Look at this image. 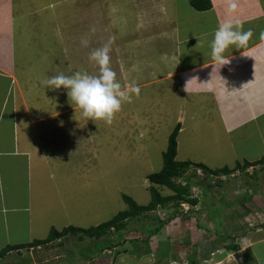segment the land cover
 Returning <instances> with one entry per match:
<instances>
[{
  "label": "rangeland",
  "instance_id": "374dc122",
  "mask_svg": "<svg viewBox=\"0 0 264 264\" xmlns=\"http://www.w3.org/2000/svg\"><path fill=\"white\" fill-rule=\"evenodd\" d=\"M125 2L17 1L16 75L20 81L28 79L31 84L38 86L35 94L42 100L38 107L41 117L34 124L40 127L37 130L43 139L41 146L49 149L45 153L54 150V157H50L53 161L48 163L49 169L42 177V185L46 188L45 199L54 206L45 207L46 223L43 225V221L39 223V214L43 210L37 209L30 231L25 228V221L19 226H4L0 222V251L7 246L44 240L52 228L62 231L69 226L83 229L97 227L128 209L124 196L132 198L140 206H146L151 201L152 188H156L163 196L174 195L171 190L150 183L148 177L162 169L163 153L177 124L184 127L178 142V161L197 164L204 159L213 165L207 167L213 171L223 169L218 167L224 163L225 166H230L229 163L232 165L233 160L218 150L212 134L214 131L207 133L205 130L209 126L221 127L217 117H213L203 107L209 105L211 109V101H202L197 117L193 118L195 103L192 101L197 98L176 93L180 91L176 80L157 84L148 74V66L143 64L149 54L146 48L143 49L147 43L139 39L142 33L135 35L136 30L144 29V23H131L127 13L132 7L126 8ZM105 45L110 47V67L116 72L122 90L130 96L129 100L123 102L111 124L84 118L81 110L69 102L66 89L53 90L42 86L43 80L59 74L68 76L79 71L98 75L100 68L89 57L92 51ZM128 45L134 48H127L130 47ZM3 81L0 79V97L4 99L8 95L7 114L4 116L2 110L0 117L11 119L12 108L17 100L12 99L16 88L10 84L4 86ZM175 85L179 86L174 88ZM136 87L140 89L139 94L134 91ZM17 112L24 114L25 111L18 109ZM4 125L9 126L3 123L0 131L4 130ZM12 128L13 123L10 129L6 128L10 132V142L14 137ZM32 130L31 135L34 134ZM198 130L201 131L192 142L195 137L193 132ZM3 133L0 132V136ZM29 138L32 137L29 135ZM2 145L4 141L0 138V148ZM12 162L11 170L13 167L18 169L12 170V174L20 179L16 180L17 187H26L20 165L14 159ZM263 165L259 169L264 173ZM253 166L257 165L250 164L236 170V166L227 167L232 170L230 173L219 174L220 177H228L226 182L211 179V175L202 172L199 166L192 167L187 175L192 174L194 181L202 180L213 188L211 191L200 190L199 211L195 209L186 221L178 219L167 222L160 231L155 232L159 220L154 218L165 217L167 220L171 212L165 213V216L156 211L154 214L144 213L129 220L125 230L117 232L112 229L110 238L80 240L77 236L69 235L46 246L12 251L0 260V264H26L28 261L27 264H111L115 256L117 259L123 258L120 264H172L174 254L179 255L182 261L198 255L200 264H264V245L250 250L247 240L254 233L253 229L256 231L263 227V214L258 215L257 210H254L256 214L252 219L243 218L240 221L235 213L236 208L247 198V202L253 198V203H256V199L259 201L264 197V181L260 179L264 175L261 171L257 173L259 169L253 172ZM7 170L5 165L0 172V185L3 187L9 174ZM239 176L243 178L237 185L229 180L238 179ZM246 178H253L257 190L247 188ZM19 190L22 194L25 189ZM185 207L188 211L190 205L184 204V210ZM237 229L249 232L246 238L244 234L237 236L239 253L224 249L225 245L233 242L231 237L237 234ZM214 235L222 236L225 242L213 247L207 239L212 237L215 240ZM111 244L118 248L105 250ZM101 251L103 253H99ZM117 253L120 254L117 256ZM87 254L92 259L85 260ZM215 254L224 257L214 262Z\"/></svg>",
  "mask_w": 264,
  "mask_h": 264
},
{
  "label": "crops",
  "instance_id": "0c3cea01",
  "mask_svg": "<svg viewBox=\"0 0 264 264\" xmlns=\"http://www.w3.org/2000/svg\"><path fill=\"white\" fill-rule=\"evenodd\" d=\"M17 1L0 0V79L4 80V86L15 85V96L12 99H17L12 108L11 119H7V116L3 119L0 117V130L3 123L9 124L8 127L3 126L4 133L0 136L4 141V145L0 148V172L6 165L9 173L5 178V187L0 185V222L4 226L10 224L19 226L25 221V228L30 231L37 209L43 210L42 214H39V223L43 221V225L46 223L47 206L50 208L54 206L53 203L50 204V200L45 199L46 188L42 185V177L49 169L48 163L54 150L45 153L49 149L46 150L41 146L43 139L40 131L37 130L40 127L35 122L41 117L38 107L42 101L35 94L37 84H31L28 79L20 81L16 75ZM125 1L126 8L131 6L130 11L133 10L127 13L131 23H144V29L136 30L135 35L142 33L143 36L139 35V39H144L147 43L143 49L146 48V53L149 54L143 64L149 67H147L148 74L157 84L176 80L180 85V91L177 90L176 93L197 98L192 101L195 103L193 118L197 117L202 101H211V109L209 105L203 107H206L213 117H217L221 127L209 126L205 130L207 133L214 131L212 134L218 150L233 160L232 165L229 163L230 166H225L224 163L218 168L262 160L264 158V39H261V34H264V0H210L212 7L206 11L196 10L191 4L192 0ZM233 2L236 3L235 10L231 8ZM229 21L233 24H241L245 31L252 29L254 36L244 49L230 47L225 53L229 63L221 65L212 59L210 42L218 26ZM137 29L139 30V27ZM128 46L130 47L127 48H134ZM133 77L136 79L135 74ZM178 86L175 85L174 88ZM7 96L4 99L0 97V112L3 110L4 116L7 114ZM18 109H23L24 114L17 112ZM11 123H13L11 132L14 136L12 142H10V132L6 129H10ZM183 128L181 125L178 142ZM31 129L34 133L32 135ZM200 131L193 132L195 137L192 142ZM29 135L32 138H29ZM13 159L17 165H20L23 182L27 183L26 187L22 185L19 188L16 185V180L20 179L12 174V170L15 169L13 167L11 170ZM196 160L198 159L194 161ZM197 164L213 167L204 159ZM260 179L264 181V176L261 175ZM19 189H25L24 193L21 194ZM262 198L259 201L256 199V203H253V200L247 202V198L245 200L247 207L264 213V197ZM239 220L241 221L242 218ZM35 222L37 224V221ZM207 240L210 244L214 241L212 237ZM247 240L250 242V250L264 245V229L254 231ZM187 245L190 246V243ZM216 246L217 244L213 245ZM191 247L197 248V246ZM223 257L224 255L215 254L214 262L217 258ZM120 259L123 258H116L111 264H120ZM171 260L182 262V258L177 254H174Z\"/></svg>",
  "mask_w": 264,
  "mask_h": 264
},
{
  "label": "trees",
  "instance_id": "16d2710c",
  "mask_svg": "<svg viewBox=\"0 0 264 264\" xmlns=\"http://www.w3.org/2000/svg\"><path fill=\"white\" fill-rule=\"evenodd\" d=\"M192 6L198 10V11H206L211 9L212 4L210 0H192L191 1ZM181 131V125L178 124L172 133L169 136L168 140V147L167 150L163 153V167L162 169L154 174L149 175L148 180L150 183L153 185L161 186L164 188H167L168 190H171L174 195L171 196H163L156 188L151 189V201L148 205L146 206H140L138 205L132 198L128 196H124V201L128 205V209L118 213L112 220L107 221L97 227H92L89 229H83L79 227H74V226H69L64 228L62 231H58L56 228H52L50 230V233L48 237L44 240L41 241H33L31 243H26V244H20V245H11L7 246L4 249L0 251V260L3 258H6L9 254L12 253V251H21L23 249H29V248H36L38 246H46L49 243L61 240L62 238H65L67 236H77L80 238V240L83 239H103V238H110L109 234L111 233V230L114 229L117 232H121L125 230L128 227V221L138 218L144 213H153L156 211L158 213L159 211H167L171 212V217H169L167 220L164 217L163 218H154L156 220H159L158 222V227L155 226V232L160 231L161 227L164 226L167 222L171 221H176L178 219L182 221L188 220V216H191L192 213L195 211L196 208L200 207L201 205V199L198 196L200 190L203 191H211L213 186L211 187L210 185H206L203 183L202 180H193L194 176L192 174L189 176V172L195 167L199 166V168L202 170V172L207 173V175H219L223 172L225 173H230V168H223L221 170L213 171L209 170L206 166L201 165V164H196V163H191V162H180L177 160V154H178V136ZM261 165L264 164V158L258 162H253V163H245V164H237L236 169L240 168H246L249 165ZM193 167V168H192ZM259 173V172H257ZM255 173V176H260L259 174ZM264 175V173H263ZM245 177V176H244ZM243 178V177H242ZM245 185L248 186L247 188L250 189L251 191L257 190V187L253 184V178H246ZM230 181L232 180L234 184L238 183V179L236 178H230ZM245 180V178H244ZM237 185V184H236ZM192 189V190H191ZM194 189V190H193ZM249 190V191H250ZM194 191V192H193ZM245 194V193H244ZM239 198V196H236ZM251 198V197H250ZM251 201L253 200L250 199ZM172 203V205H171ZM174 203V204H173ZM242 203V202H241ZM187 204L190 205V208L188 212H186L183 208V205ZM227 209V208H226ZM241 209V210H240ZM173 210V211H169ZM198 210V209H196ZM199 211V210H198ZM244 212V214H243ZM264 212V211H263ZM155 213V214H156ZM237 215L240 218H251L254 217L256 214L254 210H250L246 202L242 203V205L239 208H236ZM257 214H263V219H264V213L257 212ZM159 215V214H158ZM165 220V221H164ZM245 220V219H244ZM164 221V222H163ZM261 229H264L263 227H260ZM248 229V228H247ZM258 231L260 230L257 228ZM238 230V229H237ZM252 231V229H250ZM255 231V229H253ZM257 231V230H256ZM237 234L235 236H232V243L225 245L224 249L228 251H234L236 253L240 252V246L236 243L237 241V236L240 234H244V238H246L247 233L244 230L240 229L236 231ZM216 237V240L212 242V245H218L221 244L224 241L225 238L219 235H214ZM111 241V240H110ZM118 247L114 246L113 244L108 245L105 247V250L108 249H116ZM104 251V249H103ZM103 251L99 253H103ZM150 253V250H148ZM148 252L144 253L147 254ZM129 253V252H125ZM118 256V253H117ZM85 260H90V256L87 254L85 255ZM116 259V256L114 257L113 261ZM186 261V260H185ZM175 261L177 264H200L198 262L199 260L196 259V257L189 259L188 261ZM29 262V261H28ZM28 262H25L26 264ZM110 263V262H109ZM107 263V264H109ZM239 263L240 260H239Z\"/></svg>",
  "mask_w": 264,
  "mask_h": 264
},
{
  "label": "clouds",
  "instance_id": "9594fccd",
  "mask_svg": "<svg viewBox=\"0 0 264 264\" xmlns=\"http://www.w3.org/2000/svg\"><path fill=\"white\" fill-rule=\"evenodd\" d=\"M231 8L236 9L235 2L232 3ZM253 36L252 29L245 31L239 23L233 24L229 21L220 24L210 42L212 59L221 65L228 64L226 51L232 46L236 49L246 48ZM261 39H264V34H261ZM89 59L99 66L98 75L79 71L68 76L59 74L43 80L42 86L53 90L66 89L69 102L74 103L81 110L84 118L91 121L102 120L111 124L115 114L121 110L123 102L129 100L130 96L122 90L116 72L110 67L108 45L92 51ZM134 91L139 94L140 89L136 87ZM172 264L176 262L173 261Z\"/></svg>",
  "mask_w": 264,
  "mask_h": 264
},
{
  "label": "built area",
  "instance_id": "2783aa9c",
  "mask_svg": "<svg viewBox=\"0 0 264 264\" xmlns=\"http://www.w3.org/2000/svg\"><path fill=\"white\" fill-rule=\"evenodd\" d=\"M254 167H255V168H254ZM251 168H252V170H253V172H254V171H256L257 169H259V168H261V167H260V165H257V166H253V167H251ZM263 169H264V165H263ZM260 171L262 172V170L259 169L258 172H260ZM262 173H263V172H262ZM254 174H255V173H254ZM239 177H240V176H239ZM226 178H228V177H227V176H221V177H220L219 175H215V174H214V175H213V174L211 175V179L220 180L221 182H222V181H223V182H226ZM229 179H230V178H229ZM241 179H242V177L238 178V182H241ZM216 183H218V182L216 181ZM241 184H243V183H241ZM242 186H243V185H242ZM244 192H245V190H244ZM186 208H187V207H185V211L188 212L190 208H188V211L186 210ZM196 209H199V207L196 208ZM163 212H164V214H163ZM158 213H159V214H162L163 216H165V213H169V212H167V211H159V210H158ZM167 215H168V214H167ZM252 218H253V217H251V219H252ZM251 226H253V225H251Z\"/></svg>",
  "mask_w": 264,
  "mask_h": 264
}]
</instances>
